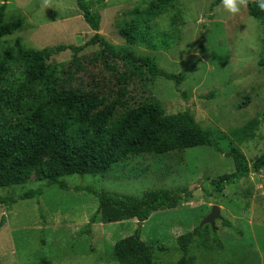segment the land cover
Here are the masks:
<instances>
[{
    "label": "rangeland",
    "instance_id": "374dc122",
    "mask_svg": "<svg viewBox=\"0 0 264 264\" xmlns=\"http://www.w3.org/2000/svg\"><path fill=\"white\" fill-rule=\"evenodd\" d=\"M101 16L98 35L117 51L130 49L153 58L169 74L185 75L180 85L156 78L149 87L166 115L189 111L203 130L212 134L221 152L208 146L165 156L143 155L114 166L104 175L66 177L69 190L47 186L32 176L29 184L0 189V264H117L115 245L141 227L142 240L152 245L157 264H176L183 258L178 238L200 228L202 236L190 247L194 264H264V171L229 185L217 196L215 181L235 173L228 157L230 132L257 120L253 137L237 145L249 164L264 153V22L250 17L247 0L240 14L229 16L215 0H87ZM6 21L23 20L22 29L0 40V61L11 68L10 81L20 79L22 50L59 45L81 47L53 56L51 63L75 75L71 84L87 86L97 75L90 59L102 49L75 0H9ZM155 14L151 17L150 14ZM148 22V36L127 43L120 30L133 21ZM202 48H204L202 52ZM79 70V71H78ZM102 70V68H101ZM105 73V70H102ZM81 76V77H80ZM80 77L81 80L76 78ZM189 95L185 100L183 94ZM90 190L117 197L141 198L146 192H171L183 197L172 210L156 212L145 223L136 220L104 224L100 219L84 233L99 208ZM41 191L38 199L21 200ZM222 220L215 232L202 226L214 207ZM223 220L231 223L223 226ZM214 233L222 246L213 243Z\"/></svg>",
    "mask_w": 264,
    "mask_h": 264
},
{
    "label": "trees",
    "instance_id": "16d2710c",
    "mask_svg": "<svg viewBox=\"0 0 264 264\" xmlns=\"http://www.w3.org/2000/svg\"><path fill=\"white\" fill-rule=\"evenodd\" d=\"M75 1L85 22L97 33L92 43L99 42L102 47L89 64L99 69V73L93 75L89 68L83 67L80 73L90 77L87 86L81 82L74 86L71 81L75 75L51 63L56 54L71 51L73 66L80 70L83 64L77 56L82 48L73 45L22 50L21 77L14 81L9 80L11 68L0 61V189L29 184L35 176L48 187L58 186L67 191L69 187L63 182L66 177L104 175L131 157L165 156L201 146L221 152L212 141L211 132L203 130L189 111L166 115L149 89L156 78L180 85L185 75L169 74L153 58L137 56L130 49L117 51L98 35L101 16L94 12L92 3ZM219 4L220 0H215L211 9ZM6 6L0 7V40L19 32L23 26L21 18L6 21ZM247 7L250 17L264 22V10L255 2L248 3ZM149 21L143 24L146 29L140 21L127 23L120 30L121 38L129 44L144 39L149 34ZM260 66L264 70V58ZM80 77L76 79L81 80ZM183 95L185 100L189 99V95ZM257 125L258 121L254 120L230 132L227 156L233 160L236 171L215 181L217 196L229 185L264 171V153L251 166L237 146L253 137ZM90 192L98 197L99 208L84 230L87 234L99 219L104 224L129 220L143 224L154 213L175 209L183 201L181 195L171 192L149 191L141 198ZM41 195V191L28 192L21 200L38 199ZM16 202L10 197L0 199L4 205ZM3 223L4 219L0 230ZM223 226L232 225L223 220ZM202 231L198 228L178 238L183 258L176 264H194L188 257L189 250ZM213 231H218L217 226ZM213 243L222 246L215 233ZM152 247L142 240L140 227L115 245V261L117 264H157ZM39 264L52 262L43 259Z\"/></svg>",
    "mask_w": 264,
    "mask_h": 264
},
{
    "label": "clouds",
    "instance_id": "9594fccd",
    "mask_svg": "<svg viewBox=\"0 0 264 264\" xmlns=\"http://www.w3.org/2000/svg\"><path fill=\"white\" fill-rule=\"evenodd\" d=\"M246 3L247 0H220L219 7L229 16H235L241 13ZM255 4L260 10H264V0H255Z\"/></svg>",
    "mask_w": 264,
    "mask_h": 264
},
{
    "label": "water",
    "instance_id": "95a60500",
    "mask_svg": "<svg viewBox=\"0 0 264 264\" xmlns=\"http://www.w3.org/2000/svg\"><path fill=\"white\" fill-rule=\"evenodd\" d=\"M217 220H222V217L220 215L219 207L216 206L212 209L211 214L204 220L201 227L209 225L214 230L215 229V223Z\"/></svg>",
    "mask_w": 264,
    "mask_h": 264
}]
</instances>
